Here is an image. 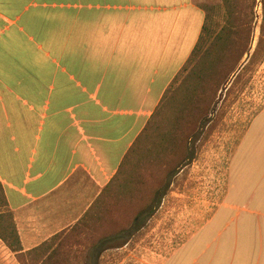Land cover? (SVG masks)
Returning <instances> with one entry per match:
<instances>
[{
    "label": "crops",
    "instance_id": "1",
    "mask_svg": "<svg viewBox=\"0 0 264 264\" xmlns=\"http://www.w3.org/2000/svg\"><path fill=\"white\" fill-rule=\"evenodd\" d=\"M204 21L194 0H0V183L23 253L95 219ZM234 162L222 203L159 264H264V109Z\"/></svg>",
    "mask_w": 264,
    "mask_h": 264
},
{
    "label": "rangeland",
    "instance_id": "2",
    "mask_svg": "<svg viewBox=\"0 0 264 264\" xmlns=\"http://www.w3.org/2000/svg\"><path fill=\"white\" fill-rule=\"evenodd\" d=\"M194 3L205 13L199 50L106 187L95 219L21 255L0 240V264H159L222 203L240 136L264 109V0ZM197 62L200 78L190 74Z\"/></svg>",
    "mask_w": 264,
    "mask_h": 264
},
{
    "label": "trees",
    "instance_id": "3",
    "mask_svg": "<svg viewBox=\"0 0 264 264\" xmlns=\"http://www.w3.org/2000/svg\"><path fill=\"white\" fill-rule=\"evenodd\" d=\"M204 30V26L202 28V32ZM201 36L202 33L200 35V38L198 39V42L196 44V46L194 47L188 61L186 62V64L182 67V69L180 70V72L185 69L187 67V63L190 61L191 57L193 56V54L199 50V43L201 40ZM258 48H259V44L256 47L255 51L253 52L252 57L255 56L256 53H258ZM208 53H211V51L207 52V49L203 52L202 57L203 59H206V55H208ZM203 69H202V63L201 62H197L190 70V74L192 76H195L196 78H200L201 77V73H202ZM179 72V73H180ZM179 75V74H178ZM178 75L176 76V78L178 77ZM176 80V79H175ZM174 80V81H175ZM173 85V84H172ZM170 88H168V90H166V94H164V98L162 99L161 104L163 103L166 95L168 94ZM160 104V105H161ZM160 107V106H159ZM158 107V108H159ZM157 110L154 112V115L152 116V118L155 116ZM152 120V119H151ZM151 120L146 124L144 130L140 133V135L138 136V138L136 139V141L134 142L133 146L131 147L130 151L127 153L124 162L122 163V165L125 163L126 159L128 158V156L130 155V153L135 149L138 141L140 140V138L143 136L145 130H147L150 126V122ZM121 165V166H122ZM120 166V168H121ZM120 168L118 170V172L120 171ZM117 172V173H118ZM0 240L5 244V246L10 249L12 252H15L19 255H21L22 252V246L19 240V236L16 230V226L15 223L13 221V216L12 213L9 211V209L7 208V204H6V200H5V196H4V192H3V187L0 183Z\"/></svg>",
    "mask_w": 264,
    "mask_h": 264
}]
</instances>
